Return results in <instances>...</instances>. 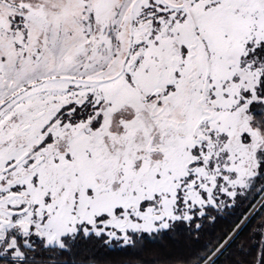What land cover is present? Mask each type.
Returning a JSON list of instances; mask_svg holds the SVG:
<instances>
[{"label":"snow or ice","instance_id":"6c2138e0","mask_svg":"<svg viewBox=\"0 0 264 264\" xmlns=\"http://www.w3.org/2000/svg\"><path fill=\"white\" fill-rule=\"evenodd\" d=\"M0 264H264V0H0Z\"/></svg>","mask_w":264,"mask_h":264}]
</instances>
